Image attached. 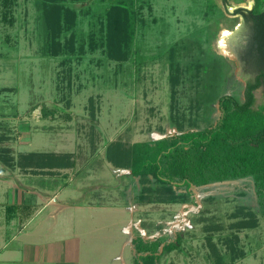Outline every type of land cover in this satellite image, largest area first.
<instances>
[{
	"label": "rangeland",
	"instance_id": "1",
	"mask_svg": "<svg viewBox=\"0 0 264 264\" xmlns=\"http://www.w3.org/2000/svg\"><path fill=\"white\" fill-rule=\"evenodd\" d=\"M259 1L264 8V0H0L5 106L55 108L56 119L82 132L75 141L107 145L108 157L126 163L133 142L205 128L221 95L244 99L253 73L235 49L244 22L235 7L252 10ZM222 34L232 54L220 50ZM255 95L254 108L264 107V87ZM132 180L126 193L139 190ZM193 189L194 200L184 186L146 177L144 226L132 222L129 244L114 248L101 230L84 264H132L133 232L181 236L157 264H264V206L253 177ZM112 248L123 251L118 259Z\"/></svg>",
	"mask_w": 264,
	"mask_h": 264
},
{
	"label": "crops",
	"instance_id": "2",
	"mask_svg": "<svg viewBox=\"0 0 264 264\" xmlns=\"http://www.w3.org/2000/svg\"><path fill=\"white\" fill-rule=\"evenodd\" d=\"M9 98L0 90V264H84L101 230L113 248L128 245L124 231L145 224V177L108 157L107 145L75 141L82 132L56 119L55 108L5 106ZM132 176L139 190L126 193ZM113 248L118 259L123 251Z\"/></svg>",
	"mask_w": 264,
	"mask_h": 264
},
{
	"label": "trees",
	"instance_id": "3",
	"mask_svg": "<svg viewBox=\"0 0 264 264\" xmlns=\"http://www.w3.org/2000/svg\"><path fill=\"white\" fill-rule=\"evenodd\" d=\"M226 1V0H225ZM236 8L250 34L244 54L253 76L244 99L231 93L218 99V117L211 125L189 129L156 140L131 145L129 165L133 176L153 177L158 183L184 186L194 200V186L252 176L264 206V107L255 109V90L264 87V8ZM170 201H176L173 198ZM181 236L146 240L133 238L132 264H157L165 252L177 249Z\"/></svg>",
	"mask_w": 264,
	"mask_h": 264
},
{
	"label": "flooded vegetation",
	"instance_id": "4",
	"mask_svg": "<svg viewBox=\"0 0 264 264\" xmlns=\"http://www.w3.org/2000/svg\"><path fill=\"white\" fill-rule=\"evenodd\" d=\"M244 18V17H243ZM244 22H243V28L240 32H238V36L235 37L233 39V41L235 42V49L237 51V54H238V57L242 60V63H246V60L244 58V54L247 50V47H248V43H249V33L247 31V27H246V22H245V19H243ZM239 34H245L244 36L243 35H239ZM241 63V62H240Z\"/></svg>",
	"mask_w": 264,
	"mask_h": 264
},
{
	"label": "bare ground",
	"instance_id": "5",
	"mask_svg": "<svg viewBox=\"0 0 264 264\" xmlns=\"http://www.w3.org/2000/svg\"><path fill=\"white\" fill-rule=\"evenodd\" d=\"M226 34H222L221 35V39H220V41H219V47H220V50L221 51H224V52H227V50H226V48H225V39H224V36H225Z\"/></svg>",
	"mask_w": 264,
	"mask_h": 264
},
{
	"label": "water",
	"instance_id": "6",
	"mask_svg": "<svg viewBox=\"0 0 264 264\" xmlns=\"http://www.w3.org/2000/svg\"><path fill=\"white\" fill-rule=\"evenodd\" d=\"M235 8H238V7H235ZM242 18H243V16H242ZM241 26H242V23L241 24H239L237 27H236V31H238L240 28H241ZM227 50H228V52H230L231 54H232V51H230V49L227 47ZM234 55V54H233Z\"/></svg>",
	"mask_w": 264,
	"mask_h": 264
}]
</instances>
